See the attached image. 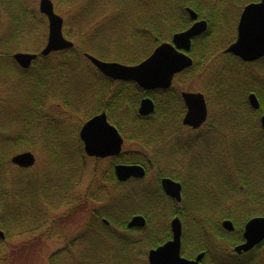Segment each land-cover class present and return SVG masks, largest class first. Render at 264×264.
I'll use <instances>...</instances> for the list:
<instances>
[{
  "label": "trees",
  "instance_id": "16d2710c",
  "mask_svg": "<svg viewBox=\"0 0 264 264\" xmlns=\"http://www.w3.org/2000/svg\"><path fill=\"white\" fill-rule=\"evenodd\" d=\"M74 1L80 6H77L78 19L75 22L79 28L78 34H85L86 39L81 44L75 43L73 49L48 57L40 56L29 70L24 71L13 60V54L21 49L29 52L30 49L22 43L23 38L31 35L33 40L38 34L32 27L35 24L45 26L46 18L35 8H29V0H0V10L6 15L9 26L0 33V74H7L4 81L0 80L6 84L13 76L24 87L26 98H29L26 100L27 112L24 113L25 131L21 130V133L0 142V213L4 214L9 225L12 222L20 225L27 222L36 224L35 220H40L38 216L43 215L39 208L42 200L59 199L64 202L63 196L70 188V179L61 190L47 189L46 185L41 184L40 193L45 194L44 198L37 196L34 189L36 180L29 179L25 174L9 180L7 171L14 165L6 155V147L24 145L27 146L25 149L32 151V146L39 143L44 145L51 160L57 158L60 150L69 155L68 160L75 157L87 159L79 138V126L73 127V122L69 121L71 116L81 112L82 107H88L85 120L106 112L109 121L119 129L125 141L140 142L147 156L129 152L108 161L96 160L95 190L88 192L78 202L85 204L94 201L102 206L92 211L83 233L67 246L69 251L64 250L72 255L76 245L80 246L82 239L87 240L88 250L83 248V252L80 251L79 257L71 264H134V261L140 260L137 257L140 254L143 258L147 256L137 248L143 245L154 249L167 241L168 218L175 216H179L183 222V255L189 257L193 252L188 247L191 250L199 249L194 254L205 250L207 261L211 253L233 254V248L240 243V239L229 238L221 228L222 221L231 219L240 227L248 220L264 215V132L255 120L254 114L257 113L251 110L246 100L250 93H255L261 103L259 114L264 113V59L244 63L232 55H226L224 50L235 40V35L230 31L234 19L240 17L246 5L260 0ZM230 7H236V10L233 19L225 27L222 23L227 14L231 16ZM187 8L193 9L199 18L206 20L209 28L193 42L190 52L194 60L193 67L178 75L173 87L167 91L148 93L135 83L114 82L99 73L85 56L90 54L109 61V44L112 42L119 52L112 62L137 65L161 43L171 42L175 34L191 27L193 21L186 12ZM86 27L88 29L84 31ZM65 35L70 40L74 39L72 30L66 31ZM39 37L42 42L46 38L42 35ZM106 41H109L108 44ZM42 42L33 53L40 52ZM126 53L131 58L126 57ZM203 71L209 77L204 90L206 96L209 100H213V97L217 99L221 114L229 121V125H232V119H227V116L234 113L232 127L236 133L234 136L221 133L225 140L230 138L222 150L218 148L216 134L199 133L201 138L191 139L192 169L189 176L184 178L185 194L181 208L177 209L179 206L164 194L160 182L146 184V180H132L120 183L115 177L114 166L122 163L150 168L155 164L154 127L182 125L184 109L180 94L183 90H189L194 78L198 77L196 75ZM17 83L13 87L16 90ZM145 97H151L156 102L155 113L147 118L138 114L140 102ZM50 98L57 100L56 106L64 107V117L58 116L60 114L51 115L44 110ZM71 127L73 129H69ZM178 146H169L171 156H175ZM220 150L222 159H219ZM239 155L242 156L241 161ZM242 161L247 163L242 164ZM103 162L107 164L99 171L98 167ZM190 186L196 187L191 194L188 193ZM120 187H125V190L117 191ZM142 201L144 205L141 206ZM255 207L259 208L256 210ZM159 211L164 214L163 228L159 230L165 235L163 239H160V233L150 229L151 214L155 215ZM138 214L148 219L145 236L140 239L136 236L138 230L127 228L129 220ZM0 229L6 230V227L0 223ZM205 234L206 238L203 237ZM93 237L96 244L90 240ZM136 252L139 255H135ZM59 254L51 257V264L55 263L53 259ZM238 264H264V260Z\"/></svg>",
  "mask_w": 264,
  "mask_h": 264
},
{
  "label": "rangeland",
  "instance_id": "374dc122",
  "mask_svg": "<svg viewBox=\"0 0 264 264\" xmlns=\"http://www.w3.org/2000/svg\"><path fill=\"white\" fill-rule=\"evenodd\" d=\"M55 5V10L58 15L63 17L65 21V28L64 33L68 30L73 31L74 39H71L75 43H83L86 39L85 34H78L79 28L76 25L77 21V14H78V4L74 0H52ZM217 0H211V2H216ZM39 4L40 0H29V8H35L39 12ZM78 6V7H77ZM229 12H231V16L227 14L224 18L222 26L225 27L229 24V20L233 19V14L235 13V8L230 7ZM1 11V10H0ZM97 18H100L99 16ZM201 19V18H200ZM1 22L5 23L6 26L7 20L6 15L1 11ZM239 22V18H235L232 22V26L230 27V31L232 35H237V25ZM35 34L38 35L34 37L33 40L31 35H26L22 41L27 49H30L29 52H34L35 49L41 45V39L38 36L42 35L46 38L44 39L43 49L47 43L48 38V22L46 21L45 26L40 27L39 25H34ZM30 29V28H29ZM29 29H27V33H29ZM88 27L84 29L86 31ZM3 28L0 29V33H3ZM107 32V31H106ZM235 33V34H234ZM231 35V34H230ZM229 36H226L228 39ZM231 35V36H232ZM29 41V42H27ZM36 41V43H34ZM226 41V40H225ZM31 42V43H30ZM109 41H106L108 44ZM39 44V45H38ZM34 46V47H33ZM111 47V53L109 54V61H115L114 59L117 57L119 53L116 49V45L111 42L109 44ZM20 51H24L21 49ZM112 54V55H111ZM128 58L130 57L129 53L125 55ZM120 63V62H118ZM126 65V64H125ZM198 77L194 78L191 86H189V90L191 92H201L203 94L206 93L204 90L206 89V84L209 82V77H207V73L203 71L196 75ZM7 78L6 72H2L0 74V79L4 81ZM0 80V142L4 140V138L9 136H15L22 131H25V122H24V113L27 112L28 103L26 102L27 95H25V89L22 85L17 83L13 76H11L8 80L13 85H9L8 83L2 84ZM15 81V82H14ZM177 82V81H176ZM18 84L17 90L14 87V84ZM97 89V87H95ZM214 99V97L212 98ZM29 101V100H28ZM57 100L50 98L48 99V103L45 105L44 110L49 111L51 115H57L60 117H64V107L56 106ZM88 107H82L80 113H75L74 116H71V121L73 127L79 126V132L83 124L87 121L85 120V116L88 111ZM211 111V107H210ZM213 111H216V108H213ZM74 113V112H70ZM69 117V116H68ZM77 125V126H76ZM69 129H73L72 127ZM27 146L24 145H17V146H10L6 147V155L7 157L11 158L15 155L25 153V152H32L36 157V164L33 168L27 169L25 171H20L21 169L17 168L16 166H12L7 171V177L9 180H13L16 176H22L20 174H25L26 177L32 179L34 182V189L37 192V196L39 198H44L45 194L40 193L41 184L46 185L51 189H58L65 185L67 180L70 179V188L65 193L63 198L64 202H61L59 199H45L41 202L40 210H42V214L38 216L39 221L35 220L36 224H31L29 222L20 225L19 223L12 222L10 225L8 224V220L4 217L3 213H0V223L6 227V230H2L4 233L6 232L9 237L5 240H0V264H51V257L56 253H60L57 257L53 259L55 262L54 264H71L73 260H76L78 253L83 250H88V242L85 243L87 240L82 239V243L76 245L74 248L72 255L67 254L64 250L69 251L67 246L74 240L76 236H79L85 230L86 223L89 222L90 217L92 216V211L96 208H101V204L88 201L84 204V202H78L79 199L82 200L88 192H94V172L96 164H98L95 160L92 159H84L80 160V158H74L68 160L66 152L60 150L57 153V158L51 160L50 155L47 151H45L44 145L42 144H34L32 146V151L28 149ZM123 151L131 152V151H139L147 153L144 150V146L140 142H126L123 145ZM240 156V155H239ZM242 156H240L241 161ZM80 161V162H79ZM247 161H242V164H246ZM104 164L107 162H103L99 165V171L105 167ZM156 170L150 167L148 177L146 178V184L153 183L155 178ZM117 191L125 190V187H120L116 189ZM50 192V190H49ZM68 201V202H67ZM194 200H191V204L193 205ZM53 204V205H51ZM144 205L143 201L141 206ZM244 208L245 205H244ZM259 207H255L257 210ZM39 210V209H37ZM164 212V211H163ZM155 215L151 214L150 225L155 233H160V239L165 237L164 233L159 232L160 227L163 228L164 224V214L157 212L154 213ZM154 217V218H153ZM172 218V217H171ZM168 218V221L171 220ZM156 221V223H155ZM167 221V220H166ZM34 223V222H33ZM169 224V223H168ZM148 227V225L146 226ZM156 227V230H155ZM146 229V228H145ZM139 232L136 234L137 239L140 237L145 236L144 229L138 230ZM148 232H146L147 234ZM206 238V234L203 235ZM212 237V236H211ZM198 239V238H197ZM93 243L96 244L95 238L90 239ZM89 240V241H90ZM91 243V242H90ZM183 241V245H184ZM198 244L199 241H198ZM84 245V246H83ZM89 247L90 244H89ZM138 251H142L146 253L147 256L143 258L142 254L135 253V255H139L140 260L134 261V264H149L148 261V253L151 250L150 248H146L142 245V247L137 248ZM64 251V252H63ZM83 252V251H82ZM140 253V252H139ZM84 257V256H83ZM85 258V257H84ZM92 259V262L94 261ZM101 258V257H100ZM264 258L261 259V261ZM84 262L86 259L83 260ZM96 264V263H95Z\"/></svg>",
  "mask_w": 264,
  "mask_h": 264
},
{
  "label": "water",
  "instance_id": "95a60500",
  "mask_svg": "<svg viewBox=\"0 0 264 264\" xmlns=\"http://www.w3.org/2000/svg\"><path fill=\"white\" fill-rule=\"evenodd\" d=\"M39 9L49 22L48 41L40 55L47 57L52 53L74 48V43L64 36V19L55 12L54 3L51 0H41ZM187 12L195 21L194 25L187 31L176 34L171 43L161 44L148 59L139 65L127 66L116 62H105L89 54L86 58L102 75L113 81L133 82L145 91L168 90L172 87L176 75L193 66V60L188 55L193 39L201 36L208 29V23L198 21V14L195 11L188 8ZM248 21L251 25L250 35L247 43L242 46L241 27ZM162 52H166L167 55L161 56ZM225 53L232 54L244 62H255L264 58V0L245 7L239 20L237 39L225 50ZM38 56V54L19 52L13 58L20 67L29 69ZM182 97L187 107L184 125L195 129L201 127L208 117L205 96L202 93L184 92ZM249 102L254 109H259L260 104L255 94L249 96ZM154 111V101L151 98H144L138 111L140 116L148 117ZM97 122L102 126V131L93 135L89 131V126ZM262 127L264 129V117ZM80 139L84 144L86 155L91 158L117 157L122 153L124 144V138L109 122L105 112L93 117L82 126ZM12 163L20 168L28 169L35 166L36 157L32 152H25L15 155ZM115 175L120 182H126L132 178L143 179L146 176V170L140 165L118 164L115 166ZM162 186L169 197L177 202L182 201L180 183L166 178L162 181ZM105 223L108 224L107 221ZM146 224V218L137 215L130 220L128 228H144ZM223 227L228 231L234 230L231 221H225ZM171 229L172 240L149 252V264H200L204 253L200 254L196 260H188L181 256L182 223L178 217L172 220ZM244 238L246 242L235 249L239 254L253 249L264 241V217L254 218L247 223ZM0 239H5L2 231H0Z\"/></svg>",
  "mask_w": 264,
  "mask_h": 264
},
{
  "label": "flooded vegetation",
  "instance_id": "af4514ba",
  "mask_svg": "<svg viewBox=\"0 0 264 264\" xmlns=\"http://www.w3.org/2000/svg\"><path fill=\"white\" fill-rule=\"evenodd\" d=\"M4 24H5L4 22L3 23L1 22L0 29L3 28V30L6 31L9 26H8V23L6 24V26ZM155 91H159V90H155ZM186 91L187 90H183L180 94L182 104H183V109H184V115H183L182 123H181L182 125L177 126V127L176 126H173V127L165 126L164 127V126L156 125L154 127V135H153L154 146H155L154 153L156 155L155 164L152 165V168L156 170L154 184L160 182L159 183L160 187L162 191L165 193V191L163 190V186H162V181L164 179L169 178L173 180L174 182L180 183L182 187V190H181L182 198L184 197V194H185V188H184L185 179L184 178L189 176V173L191 172V169H192L191 166H192L193 158H192V152L190 151L191 139L195 138V140H197L198 138H201L202 137L201 135L198 136L199 133L208 134L210 132L211 134H216V137L218 139V148L222 150V147L224 146L225 143H228L230 141V138L227 137L225 140L224 137L221 135V133L226 132V136H234L236 133L234 127H232L234 123L233 121L235 120L234 113L231 116H227V119L229 118L232 119L231 120L232 125H229V121L226 120V117L222 116L221 114V110H220L219 104L216 101L217 100L216 98H214L213 100L211 99L209 100L208 97H205L206 104L208 107V117H207L206 122L201 127L195 129L191 126L184 125V118L187 113V107L183 100L182 94ZM249 96L250 95L246 97L247 104L249 105V107L254 113H257V114H254L255 120L259 123L260 129L264 132V129L262 127V118L264 117V113H261V115L259 114V111L261 109L260 100L258 99L259 104H260L259 109H254L249 102ZM154 103H155V111H156V102L154 101ZM210 107H211V111H210ZM213 108H216V111H213ZM173 144L179 145L177 152L174 154L175 156H171L169 154L171 153L169 150L170 148L169 146ZM221 150H220L219 159H222ZM131 152H134L138 155L147 156V153H144V152H139V151H131ZM123 153H129V152L123 151ZM89 159H92L95 161L101 160L100 158H89ZM110 159L111 158H107V159H104V161H108ZM141 166H143L146 169V172L148 175V170H150V168H147L144 165H141ZM160 172L162 173V175H160ZM143 180H140V181H143ZM195 188L196 187L192 188L190 186V188H188V193L190 192L192 193ZM197 188L199 187L197 186ZM179 208L181 207L180 206L177 207V209ZM225 221L232 222L233 227H234L233 231H228L223 227V223ZM248 222L249 220L246 223L241 224L240 227H238L231 219H225L221 223V228L227 233L229 238L240 239V243L234 246L233 248V252H234L233 254L230 255V254H225V253H211L209 255L210 260L207 261L206 260L207 255H206L205 250L194 254L193 252L198 251L199 249L192 248L191 250V247H188V250L190 252L192 251L193 252L190 254L189 257L183 255V253H182V256L188 260H196L197 257L201 253H204V258L201 260L200 264H238V262H249L250 260L261 261V259L264 258V243L259 244L255 246L253 249L247 252H242L240 254L235 251V249L238 246L243 245L246 242L244 238V232H245V227ZM168 227H169L168 228L169 237L166 242H169L173 238L171 222H169ZM183 236H184V227H182V249H183Z\"/></svg>",
  "mask_w": 264,
  "mask_h": 264
},
{
  "label": "snow or ice",
  "instance_id": "6c2138e0",
  "mask_svg": "<svg viewBox=\"0 0 264 264\" xmlns=\"http://www.w3.org/2000/svg\"><path fill=\"white\" fill-rule=\"evenodd\" d=\"M250 28H251V25H250V22L248 21V23L245 25H243L241 27V36H240V42H241V45H245L249 39V35H250ZM161 56H164V55H167L166 52H162L160 54ZM148 66H146L147 68ZM89 131L91 134L95 135L98 131H102V126L99 124V122H97V124H94V125H90L89 126Z\"/></svg>",
  "mask_w": 264,
  "mask_h": 264
}]
</instances>
